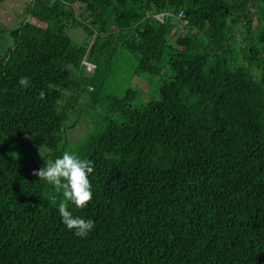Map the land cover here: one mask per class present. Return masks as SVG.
Listing matches in <instances>:
<instances>
[{
	"label": "trees",
	"instance_id": "trees-1",
	"mask_svg": "<svg viewBox=\"0 0 264 264\" xmlns=\"http://www.w3.org/2000/svg\"><path fill=\"white\" fill-rule=\"evenodd\" d=\"M24 1L0 52V264H264V0L254 26L252 0L190 12L182 38L173 15L204 0ZM119 52L131 79L170 67L159 100L101 93ZM64 151L94 166L92 200L68 204L95 222L84 238L33 175Z\"/></svg>",
	"mask_w": 264,
	"mask_h": 264
},
{
	"label": "rangeland",
	"instance_id": "rangeland-1",
	"mask_svg": "<svg viewBox=\"0 0 264 264\" xmlns=\"http://www.w3.org/2000/svg\"><path fill=\"white\" fill-rule=\"evenodd\" d=\"M28 0L24 1V5H28ZM6 2L13 7L14 9L18 8V14H14L10 21L7 22V24L2 27L3 33L0 34V52H4L11 44L12 39L9 37L8 32L12 29H16L20 23H22L26 16H24V12L21 6H19V3L22 2V0H6ZM205 4L197 1L196 6L191 11H179L174 16L173 20L174 22H178L176 28H175V34L174 37L178 35V38H182L187 30L185 27L181 25L179 21L183 20L190 12H198L200 9H205L209 12V9L212 10V14L216 12L218 15L227 14V11L223 7V5L216 1V0H204ZM238 1L234 0V3L236 4ZM74 8L76 9V12L83 13L84 7L79 4L75 3ZM259 9V6L255 4V1H251V7L249 9L248 19L251 22V24L254 26L256 24V11ZM0 13L4 14V4L3 1L0 0ZM230 16V15H229ZM234 18V16H231ZM186 23L189 22V19L185 21ZM175 24V23H174ZM175 27V26H174ZM234 33L236 35V38H239L241 34L239 33L240 30L237 29V27H233ZM72 36L77 38L81 37V33L79 31H73ZM137 64V57L128 54L125 52H119L114 65L112 66V73L107 79V83L105 87L102 89V94H110V95H116L118 97L123 96L125 90L129 87H132L137 90L138 94L133 101V107L140 106L143 102L147 101H157L160 99L159 95V87L165 83H168L170 79L173 77V73L168 65L164 68V75L161 77H154L147 74L140 75L138 77H132V72L134 67H136ZM137 80V82H136ZM145 81V85H142ZM141 83V84H138ZM86 120H82L80 124H84ZM87 123V122H86ZM102 125V124H101ZM100 125V126H101ZM77 127L73 128L72 133H77ZM121 209V205L119 206ZM211 232H214L216 234H221V229L217 227H212L210 229ZM224 240H232L231 238H225ZM226 245H231V242H229Z\"/></svg>",
	"mask_w": 264,
	"mask_h": 264
},
{
	"label": "clouds",
	"instance_id": "clouds-1",
	"mask_svg": "<svg viewBox=\"0 0 264 264\" xmlns=\"http://www.w3.org/2000/svg\"><path fill=\"white\" fill-rule=\"evenodd\" d=\"M183 25V20L179 21ZM21 88L29 86L28 77L21 76L18 80ZM94 171L93 162L87 158H81L77 153L64 151L62 155L52 161H48L43 167L33 170V175L40 180L48 182L61 193L63 199L58 204V212L61 223L72 230L77 237H87L94 229L93 219H85L79 215H73L68 204L71 203L78 209H82L92 200L93 192L89 176ZM55 196L53 200L55 201Z\"/></svg>",
	"mask_w": 264,
	"mask_h": 264
}]
</instances>
